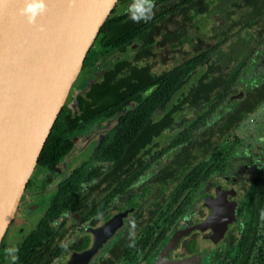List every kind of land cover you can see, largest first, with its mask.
Returning a JSON list of instances; mask_svg holds the SVG:
<instances>
[{"label":"trees","instance_id":"trees-1","mask_svg":"<svg viewBox=\"0 0 264 264\" xmlns=\"http://www.w3.org/2000/svg\"><path fill=\"white\" fill-rule=\"evenodd\" d=\"M128 1L117 0L75 81L94 70H101L100 77L73 98L71 108L70 91L75 83L72 84L35 167L53 170L71 152L73 135L82 133L94 121L120 115L89 149V159L56 184L42 216L16 243L15 264H50L65 249L64 240L72 235L68 219L74 222L77 216L80 223L94 226L108 219L110 214L106 210L111 204L114 211L125 213L124 229L119 231L113 245L91 264L119 261L133 264L138 257L147 259L191 204L192 193L211 174L225 170L231 153L226 140L264 102V72L238 93L234 85L246 67V58L230 68L214 63L213 55L224 40L170 63L155 64L150 52L147 59L141 58L139 53L150 48L155 40L157 23L163 21L162 26L167 29L166 14L170 16L171 10L155 15L147 23L133 25L128 21V12H118ZM191 1L179 2L175 9ZM238 20L237 32L255 25L264 27V0H258L256 7L241 6ZM161 33L166 39L177 31L168 32L169 37L167 32ZM234 34L236 31L229 35ZM137 43L140 45L131 52L132 45ZM182 43H188L186 37L179 41ZM130 52L129 58L126 55ZM103 60L104 63L98 64ZM260 64L264 71V56ZM236 94H241L240 98L226 111L224 103ZM158 113L161 114L153 119ZM164 137L163 143L160 140ZM165 154L174 159L163 163L152 180L153 185H144L133 192L129 188L132 181L147 174L148 167ZM90 161L108 166L90 167ZM26 185L29 187L30 182ZM245 199L236 214L245 216L236 253L230 257L227 252L222 264H248L259 239L258 231L264 230V166L254 175ZM62 214L68 217L55 226ZM82 233L71 246L76 251L90 244L88 232ZM227 233V244L232 247L234 239L229 230ZM6 250L2 240L0 264L8 261L10 253ZM192 251L190 247L189 252ZM257 252L256 264H264V249L258 248ZM9 264H13L12 259Z\"/></svg>","mask_w":264,"mask_h":264},{"label":"water","instance_id":"water-1","mask_svg":"<svg viewBox=\"0 0 264 264\" xmlns=\"http://www.w3.org/2000/svg\"><path fill=\"white\" fill-rule=\"evenodd\" d=\"M116 2L0 0V242L83 60ZM29 4L43 6L33 23L23 14ZM209 199L210 214L195 228L200 240L214 248L234 219L235 196L215 188ZM122 216L91 230V247L72 254L66 264H86ZM185 262L190 259L161 264Z\"/></svg>","mask_w":264,"mask_h":264},{"label":"rangeland","instance_id":"rangeland-1","mask_svg":"<svg viewBox=\"0 0 264 264\" xmlns=\"http://www.w3.org/2000/svg\"><path fill=\"white\" fill-rule=\"evenodd\" d=\"M179 1L182 0H170L169 2L160 3L157 5L155 14L168 10L172 7L173 2L178 3ZM133 3L134 0H130L129 3L122 5L123 7L120 6L118 12L123 13L129 10ZM257 3L258 0H192L189 4L177 9L173 15L166 14L167 21L170 18L167 22L169 23V30L177 31V34L172 38H166L169 37L170 31L162 26L164 23L161 21V30L165 34L169 32L165 37L166 39L143 50L139 53V56L147 59L148 52H150L153 56L152 61L155 64L170 63L174 60L190 57L201 48L224 40L225 43L214 53L213 60L218 67L230 68L237 61L246 58V67L242 70L239 80L234 85V91L241 93L247 86L260 79L262 72H264L260 64V60L264 56V27L255 25L250 30L243 29L237 32L240 26L238 18L241 6L256 7ZM128 21L133 25L139 24L131 19ZM235 31L236 34L229 35L230 32ZM184 37L187 38L188 43L179 44V41L183 40ZM139 45L137 43L131 47L134 49ZM174 46L176 47L174 48ZM102 63H104V60L98 62V64ZM99 71L101 70H94L90 75L81 79V82L75 81L74 86L76 87L73 86L70 91L71 101L69 106L71 108L74 96L82 92L84 87L91 81L99 78L101 75ZM240 96L241 94H236L226 100L224 103L226 111ZM114 120L115 118L99 120L89 126L82 134L73 137V149L64 158L63 162L56 165L53 170L46 171L34 167L27 181L30 182V185L23 191L13 218L3 236V242L7 247L14 249L21 234L23 235L35 226L47 206L48 197L54 191L56 183L66 177L73 168L88 160L87 148L93 146V143L98 142L104 136L105 132L113 125ZM164 140H166V137L160 141L164 143ZM226 142L231 149L227 159L228 165L221 173L211 174L206 182L195 191L192 206L186 211L184 220L179 222V228L183 227L185 220L194 223L206 214L207 196L215 188L233 191L237 207H243L244 202H246L245 194L254 175L264 166V102L233 131ZM163 162V159L157 162L153 167V171H157ZM94 166H102V169L106 168V164L90 163V167ZM62 218H64V215L54 224L57 225ZM244 222L245 216L236 217L229 226V231L234 239L232 247L227 244V233L216 247L205 248L203 245L200 251L204 256L197 257L195 263L202 260L201 264H222V259L227 252H229L230 257H233L236 253L237 240L243 230ZM79 227L83 228V225ZM78 228H75L72 237L65 241V245L71 243L77 234ZM178 232L181 233L182 231ZM175 233L174 230L155 253L145 261H138L137 264H158L162 260V254L167 252V247L171 244L170 240L175 236ZM258 236L259 239L255 244L254 252L248 264H256L259 258L258 248L264 249V230H259ZM70 254L71 252H66L53 260L51 264H65ZM119 264L128 263L119 262Z\"/></svg>","mask_w":264,"mask_h":264},{"label":"flooded vegetation","instance_id":"flooded-vegetation-1","mask_svg":"<svg viewBox=\"0 0 264 264\" xmlns=\"http://www.w3.org/2000/svg\"><path fill=\"white\" fill-rule=\"evenodd\" d=\"M130 1V0H129ZM129 1H128V3H129ZM165 1H170V0H164L163 2H165ZM182 1H184V0H182ZM182 1H179V2H182ZM160 0H158V1H156V3H157V5H159L160 3ZM163 2H161V3H163ZM178 2V3H179ZM178 3H176V2H173V4L171 5L172 7L171 8H169V10H171V15H173L174 13H175V11L177 10V9H175V7L177 6V4ZM185 5V4H184ZM184 5H182V6H184ZM182 6H180L179 8H181ZM123 7V6H122ZM178 8V9H179ZM126 12H129V10H127V11H125V12H123V13H126ZM156 15V14H155ZM154 15V16H155ZM130 18H128V20H129ZM169 20H170V18H169ZM142 23V22H141ZM140 24V23H139ZM138 25V24H137ZM157 34L158 35H156V37H155V40L153 41V44H158V43H160V41L161 40H164L163 38H162V36H163V33H161V32H163L162 30H161V25H160V22H158L157 23ZM166 26H167V29L169 30V23H167L166 24ZM170 32H172V31H174V30H169ZM161 34V35H160ZM152 44V45H153ZM224 44V43H223ZM222 44V45H223ZM135 45V44H134ZM151 45V46H152ZM222 45H220V46H222ZM219 46V47H220ZM218 47V48H219ZM137 48V47H136ZM202 49V48H201ZM135 50V48L131 51V52H133ZM218 50V49H217ZM216 50V51H217ZM128 53L126 56L127 57H131V55H132V53ZM196 53V52H195ZM214 61V60H213ZM238 62V61H237ZM236 62V63H237ZM233 66V65H232ZM98 79V78H97ZM97 79H95V80H97ZM94 81V80H93ZM93 81H91V82H93ZM76 82H81V81H76ZM90 82V83H91ZM74 83H75V81H74ZM89 83V84H90ZM89 84H87L85 87H84V89L85 88H87V86L89 85ZM83 89V90H84ZM82 90V91H83ZM80 93H82V92H80ZM80 93H78V94H76V96L77 95H79ZM75 97V96H74ZM122 113V112H121ZM161 114V113H160ZM159 113L157 114V115H155L154 116V118L153 119H155V118H157L159 115H160ZM120 115V113L118 114V115H116L115 117H113V118H115V120H114V123L116 122V119H117V116H119ZM110 119H112V118H110ZM99 120H109V119H99ZM99 120H97V121H99ZM97 121H94L93 123H95V122H97ZM93 123H91L89 126H91ZM114 123H113V125H114ZM113 125L107 130V131H109L112 127H113ZM89 126H87L86 128H85V130L89 127ZM85 130L83 131V132H85ZM106 131V132H107ZM82 132V133H83ZM105 132V133H106ZM82 133H80V134H82ZM77 135V134H76ZM76 135H73L72 137H71V143H72V138L73 137H75ZM105 135V134H104ZM103 138V137H102ZM101 138V139H102ZM100 139V140H101ZM99 140V141H100ZM98 141V142H99ZM98 142H96V143H93V145L94 144H97ZM92 146H89L88 148H87V150H86V152H87V156H88V159H89V149L91 148ZM72 149H73V143H72ZM164 157H166V158H164ZM163 159V161L165 162V161H168V159H170V160H173L174 159V157H171L169 154H165L161 159H159V160H157V161H155L153 164H151V166L150 167H148V169H147V174H145V175H143V174H141V175H139L136 179H134L133 181H132V184L129 186V188L133 191V192H137L138 191V189L139 188H141L142 186H144V185H149V186H152L153 185V179H154V177L156 176V173L158 172V171H160L161 170V168L163 167L162 165H163V163H162V165H161V167L156 171H153V167H154V165H156V163L157 162H159V161H161ZM64 160V159H63ZM63 160L61 161V162H63ZM60 162V163H61ZM90 163H94V162H92V161H90ZM58 165V164H57ZM108 165L106 164V167H107ZM55 168V167H54ZM71 172V171H70ZM69 172V173H70ZM65 178V177H64ZM63 178V179H64ZM62 179V180H63ZM60 182V181H59ZM59 182H57V183H59ZM206 182V181H205ZM205 182H203L201 185H203ZM56 183V184H57ZM56 186V185H55ZM27 187V185L25 186V189H27L26 188ZM199 188V187H198ZM197 188V189H198ZM24 189V190H25ZM221 190H224V189H221ZM196 191V190H195ZM195 191L192 193V202H191V204L186 208V210H185V212L180 216V217H178L175 221H174V223L172 224V226L169 228V230H168V232L166 233V235H165V238L163 239V241H161L160 243H159V245L152 251V253L147 257V259L153 254V253H155L158 249H159V247L166 241V239H167V237L175 230L176 231V233H175V236L173 237V238H171V244L169 245V247H167L168 249H167V252H164L163 254H162V260L161 261H159L158 262V264H161L162 262H164L165 260H167V261H170V262H175V261H182V260H189L190 259V262H185V264H201L200 262H202V260L200 261V262H197V263H195L196 262V260H194V261H192L193 259H194V257H195V259H197V257H203L204 255L202 254V251H200L201 250V247L204 245L205 246V248H208V247H211L208 243H206V242H203V241H201L200 240V233L197 231V229L195 228V226L196 225H198L199 223H201L203 220H205L207 217H208V215L210 214V211H209V205H210V199H209V197H210V193L208 194V196H207V204H206V214L205 215H202V217L198 220V221H196V222H194V223H191V222H188L187 220H185V222L183 223V227L182 228H179L178 226L180 225L179 224V222L181 221V220H184L183 218H185L186 217V211L187 210H189L190 209V207L192 206V203H193V194L195 193ZM224 191H229V190H224ZM231 191V190H230ZM233 192V191H232ZM234 193V192H233ZM235 196V195H234ZM228 198V197H227ZM48 200H49V197H48ZM48 200H47V205H48ZM228 200H230V201H232V199L231 198H228ZM234 203H235V207H234V219L232 220V222L231 223H233V221L236 219V214H237V209H238V207H237V204H236V198L234 199ZM113 204H115V203H113ZM47 207V206H46ZM46 209V208H45ZM45 211V210H44ZM44 213V212H43ZM106 213H109L110 215H109V217H108V219L106 220V221H104V222H98V223H96L94 226H90L89 225V223L88 222H84V223H80L79 222V219H78V217L77 216H74V222L73 221H71L70 219H68V224H70V225H72V235H73V233H74V231L79 227V226H82L83 225V228H78V230H77V234H76V236L72 239V241H71V243L69 244V245H65V241L66 240H68V239H70L71 237H72V235L69 237V238H67V239H65L64 240V250L61 252V254L58 256V257H60L61 255H63V254H65L66 252H71V254H70V256L72 255V254H74V253H80V252H82V251H85V250H87V249H89L90 247H91V245H92V242H93V235L91 234V230H95V229H97V228H99L100 226H102L105 222H107L108 220H110L111 218H113L114 216H116V215H118V214H123V216L120 218V225L113 231V233L109 236V238H108V240H107V243L105 244V246L104 247H102V248H100V249H98L97 251H96V253L88 260V262L86 263V264H91L94 260H96L97 258H99V257H101L102 255H103V251H104V249H106V248H108V247H111L112 245H113V243L117 240V237L119 236V231L120 230H122V229H124V225H125V223H124V219H125V217H126V215H125V213L124 212H119V211H114V208H113V206H112V204H111V206L106 210ZM62 215H64V218H62L61 219V221L62 220H64L65 218H67L68 217V215H66V214H62ZM61 215V216H62ZM42 216V215H41ZM60 216V217H61ZM60 219V218H59ZM58 219V220H59ZM39 220V219H38ZM57 220V221H58ZM61 221L57 224V225H59L60 223H61ZM70 221V222H69ZM56 222V221H55ZM54 222V223H55ZM231 223H229L227 226H226V229H225V231L223 232V234H222V237H221V239L220 240H218V242L215 244V246L214 247H216L218 244H219V242H221V240L223 239V237L224 236H226L227 235V232H228V230H229V226L231 225ZM55 225V224H54ZM57 225H55V226H57ZM78 226V227H77ZM178 227V228H177ZM76 228V229H75ZM178 229H181V230H178ZM88 232V234L90 235V244H89V246L86 248V249H84V250H81V251H76L75 249H74V247H71V246H73L79 239H80V237L82 236V232ZM178 231H182L181 233H179ZM28 232V231H27ZM22 235V234H21ZM21 237V236H20ZM175 239V240H174ZM2 240H3V238H2ZM19 241V240H18ZM17 241V242H18ZM5 247L6 248H8V249H12V248H10V247H7L6 245H5ZM190 247H192L193 248V251L192 252H189V248ZM212 248V247H211ZM14 249H15V247H14ZM203 250V249H202ZM171 253H173V254H171ZM11 256H12V254H10V256L8 257V261H6L4 264H9V262H10V260L12 259L11 258ZM70 256H69V258H70ZM57 257V258H58ZM57 258H55V259H57ZM69 258H68V260H69ZM55 259H53V260H55ZM52 260V261H53ZM67 260V261H68ZM146 260V259H145ZM145 260H140V258L138 257V258H136V261L133 263V264H137V262L138 261H145ZM52 261L50 262V264L52 263ZM67 261H66V263H67ZM119 262H125V261H119ZM119 262H118V264H119ZM65 263V264H66Z\"/></svg>","mask_w":264,"mask_h":264},{"label":"clouds","instance_id":"clouds-1","mask_svg":"<svg viewBox=\"0 0 264 264\" xmlns=\"http://www.w3.org/2000/svg\"><path fill=\"white\" fill-rule=\"evenodd\" d=\"M42 7V5L29 4L25 9H23V14L27 16L29 23H33L35 21L37 9L39 8L42 10ZM156 8V0H134L133 5L129 8L128 15L135 23H140L141 21L147 23L154 18ZM135 227L136 225L133 222L132 228L135 229ZM6 251L12 254L11 258L13 264H15V260L18 259V256H16L14 252L18 250L8 249Z\"/></svg>","mask_w":264,"mask_h":264}]
</instances>
